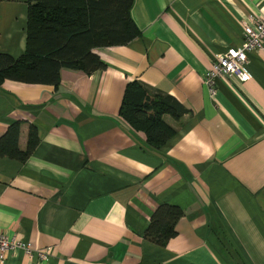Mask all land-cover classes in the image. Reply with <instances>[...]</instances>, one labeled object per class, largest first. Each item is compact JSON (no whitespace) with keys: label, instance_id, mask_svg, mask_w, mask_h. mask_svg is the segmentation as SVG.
<instances>
[{"label":"crops","instance_id":"obj_1","mask_svg":"<svg viewBox=\"0 0 264 264\" xmlns=\"http://www.w3.org/2000/svg\"><path fill=\"white\" fill-rule=\"evenodd\" d=\"M28 7L0 0V53L25 52ZM131 16L138 37L95 51L106 68L0 84V139L16 122L22 151L39 136L25 161L0 156V233L31 248L0 264H264V46L247 82L204 80L264 0H134ZM134 80L187 109L159 150L119 116ZM165 204L184 215L161 246L145 231Z\"/></svg>","mask_w":264,"mask_h":264},{"label":"trees","instance_id":"obj_2","mask_svg":"<svg viewBox=\"0 0 264 264\" xmlns=\"http://www.w3.org/2000/svg\"><path fill=\"white\" fill-rule=\"evenodd\" d=\"M134 0H29L26 50L19 57L0 53V84L5 80L58 86L62 69L92 73L107 67L95 52L125 45L140 35L131 16ZM187 109L170 95L152 93L134 80L126 85L119 116L145 133L150 147L159 150L177 134L166 114L180 119ZM20 122L0 139V156L25 161L39 136L32 125L26 151L19 148ZM184 215L176 205H160L151 217L145 238L161 246L177 235Z\"/></svg>","mask_w":264,"mask_h":264},{"label":"built area","instance_id":"obj_3","mask_svg":"<svg viewBox=\"0 0 264 264\" xmlns=\"http://www.w3.org/2000/svg\"><path fill=\"white\" fill-rule=\"evenodd\" d=\"M264 46V16L253 18V23H245L244 40L240 48L231 49L225 53L214 56L213 67L208 69L204 80L212 94L217 93L216 84L218 78H225L232 83L236 80L245 83L249 79L246 64L249 62L248 54ZM31 253L29 244L24 241H17L6 234L0 233V263L3 262L4 254L12 248ZM39 256L47 258V252H39Z\"/></svg>","mask_w":264,"mask_h":264}]
</instances>
